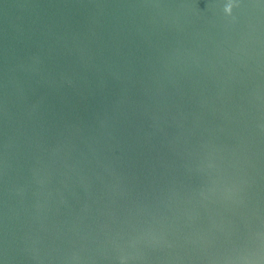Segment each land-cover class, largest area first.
Instances as JSON below:
<instances>
[{
  "label": "water",
  "instance_id": "obj_1",
  "mask_svg": "<svg viewBox=\"0 0 264 264\" xmlns=\"http://www.w3.org/2000/svg\"><path fill=\"white\" fill-rule=\"evenodd\" d=\"M0 264H264V0H0Z\"/></svg>",
  "mask_w": 264,
  "mask_h": 264
}]
</instances>
